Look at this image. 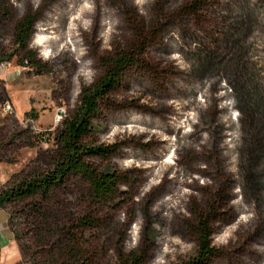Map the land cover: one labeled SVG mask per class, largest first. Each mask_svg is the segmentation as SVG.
Here are the masks:
<instances>
[{
    "label": "rangeland",
    "instance_id": "rangeland-1",
    "mask_svg": "<svg viewBox=\"0 0 264 264\" xmlns=\"http://www.w3.org/2000/svg\"><path fill=\"white\" fill-rule=\"evenodd\" d=\"M64 1L0 0V190L51 166L83 88L127 57L84 139L91 169L119 182L99 197L71 174L43 221L36 201L8 205L17 241L0 208V264L19 263L21 248L49 264L65 244L81 264H264V0ZM170 120L181 131L157 128Z\"/></svg>",
    "mask_w": 264,
    "mask_h": 264
},
{
    "label": "trees",
    "instance_id": "trees-1",
    "mask_svg": "<svg viewBox=\"0 0 264 264\" xmlns=\"http://www.w3.org/2000/svg\"><path fill=\"white\" fill-rule=\"evenodd\" d=\"M202 0H194L193 2H201ZM70 0H65L63 5L68 4ZM101 11V10H100ZM50 16H48L47 20ZM98 17V16H97ZM100 17V15H99ZM96 18V17H95ZM96 20V19H95ZM34 24L33 18H25L16 30V42L22 47L27 46V42L31 37L32 27ZM170 44V43H169ZM127 57L122 58L117 65V70L120 71L127 63ZM111 71L104 79L96 83L92 87H84L81 95V100L77 110L71 116L64 119L62 126L56 133V141L58 149L52 159L51 166L41 172H36L27 176L17 183H13L10 186H6L0 190V208L17 201H36L29 203L28 208L30 213H34L35 216H42L40 220L43 221V215L46 212L43 211V204L49 202L54 198L55 190L62 185L65 180L71 174H86L90 176L93 183V188L97 192L99 197H105L106 195L114 192L118 186L119 178L114 173H101L91 169L90 164L86 160V156L94 152V148L85 144V137L90 135L92 131V118L97 114L99 110V100L110 91L118 79L119 73ZM220 97H224L221 95ZM169 109L175 116H180L182 106L173 101L168 103ZM234 106L233 103H231ZM184 106V105H183ZM226 108H231V105H224ZM183 110V109H182ZM152 117H150L151 119ZM194 122V121H193ZM157 125L158 129L163 128L169 133L175 132L177 128L182 129L178 121H166L160 122ZM181 131V130H180ZM179 131V132H180ZM146 133H154L145 131ZM157 134V133H154ZM156 136V135H154ZM159 143V142H158ZM161 144V143H160ZM159 144V145H160ZM159 152L162 151L158 149ZM165 151L162 152L164 154ZM33 205V206H32ZM87 223L88 221H83ZM89 223V222H88ZM12 229V214L10 221ZM202 220L200 221L201 235L199 240V252L203 259H209L211 255H214V249L211 246V230L202 226ZM13 231V229H12ZM22 250L23 260L28 264H39L36 258L26 259ZM55 254L54 261L49 264H81V258L75 251H72L70 245L56 246L54 249ZM1 255V252H0ZM132 261H122L123 264H137L136 257H132Z\"/></svg>",
    "mask_w": 264,
    "mask_h": 264
},
{
    "label": "crops",
    "instance_id": "crops-1",
    "mask_svg": "<svg viewBox=\"0 0 264 264\" xmlns=\"http://www.w3.org/2000/svg\"><path fill=\"white\" fill-rule=\"evenodd\" d=\"M10 181V180H9ZM5 183H3L2 185H4ZM1 187V186H0ZM8 209V208H7ZM8 211H9V213H10V221H11V212H10V210L8 209ZM10 226V234L8 235L9 237L11 236L12 238H14L15 240H16V236L14 235V233H13V231H12V229H11V225H9ZM4 239H5V237H4ZM3 239V237H1V235H0V252H1V254H2V250H3V248H4V245H5V240ZM17 241V240H16ZM7 243V242H6ZM19 246V245H18ZM19 249H20V247H19ZM19 252H20V258H19V263L16 261V262H5V263H3V264H28V263H25L24 262V260H23V255H22V251H21V249L19 250ZM0 259H1V255H0Z\"/></svg>",
    "mask_w": 264,
    "mask_h": 264
},
{
    "label": "built area",
    "instance_id": "built-area-1",
    "mask_svg": "<svg viewBox=\"0 0 264 264\" xmlns=\"http://www.w3.org/2000/svg\"><path fill=\"white\" fill-rule=\"evenodd\" d=\"M8 108H10V106Z\"/></svg>",
    "mask_w": 264,
    "mask_h": 264
}]
</instances>
